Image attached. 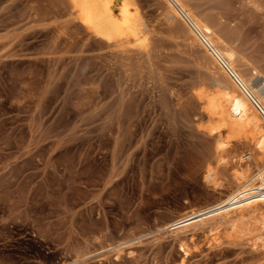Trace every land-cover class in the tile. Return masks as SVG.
Segmentation results:
<instances>
[{
  "label": "rangeland",
  "instance_id": "374dc122",
  "mask_svg": "<svg viewBox=\"0 0 264 264\" xmlns=\"http://www.w3.org/2000/svg\"><path fill=\"white\" fill-rule=\"evenodd\" d=\"M134 1L146 50L97 42L63 0H0V264H264L257 217L212 244L209 222L166 229L264 161L235 140L218 157L193 86L210 88L209 56L164 0ZM184 2L264 94V0Z\"/></svg>",
  "mask_w": 264,
  "mask_h": 264
},
{
  "label": "bare ground",
  "instance_id": "6f19581e",
  "mask_svg": "<svg viewBox=\"0 0 264 264\" xmlns=\"http://www.w3.org/2000/svg\"><path fill=\"white\" fill-rule=\"evenodd\" d=\"M164 1V19L172 23L179 18L185 24L186 34L188 33L191 41L199 44L209 56L207 59L213 69L210 88H205L202 83L193 86L207 117V124L203 128H208L210 124H219L218 127L211 126L208 130L211 134L216 133L215 149L218 157H222L221 153L226 152L230 142L235 140L251 145L253 162L264 161V122L253 103L264 110V94L240 69L238 64L242 60L237 58L236 51L228 45L222 34L214 29V21L208 16L199 17L187 7L184 0H175L176 5H172L168 0ZM63 3L67 5L70 15L77 20L79 28L89 37L96 38L97 42L116 47L135 45L141 50H146L151 30L149 31L134 0H63ZM179 11L188 21L182 18ZM217 58L226 65L233 77ZM249 166L250 163L232 170L230 178L236 188L223 200L190 211L170 223L166 229L173 233L209 222L207 230L212 232L209 238L211 244L219 241L218 223L234 226L244 218L257 217V221L262 225L261 230L264 231V198L250 192L256 175L264 174V167L251 175ZM206 178L211 179L208 171ZM184 244L180 242L179 248L185 256L188 248ZM178 264H186L184 257Z\"/></svg>",
  "mask_w": 264,
  "mask_h": 264
},
{
  "label": "built area",
  "instance_id": "2783aa9c",
  "mask_svg": "<svg viewBox=\"0 0 264 264\" xmlns=\"http://www.w3.org/2000/svg\"><path fill=\"white\" fill-rule=\"evenodd\" d=\"M172 5H176V2H175V0H168ZM180 12V11H179ZM180 14H181V16H182V18H184L185 20H187L186 19V17H185V15L182 13V12H180ZM188 21V20H187ZM189 23V22H188ZM206 45H207V47L211 50V48H210V46L206 43ZM218 59V61L222 64V66L228 71V73L230 74V75H232L231 74V72L229 71V69L226 67V65L222 62V61H220L219 60V58H217ZM232 77H233V75H232ZM254 103V105L258 108V110H259V112H260V117H261V119H262V122H264V110H261L257 105H256V103L255 102H253ZM262 173H264V172H262ZM250 192H251V194H254V195H258V196H261L262 198H264V174H262V175H256V178H255V180H254V182H253V185H252V188H251V190H250Z\"/></svg>",
  "mask_w": 264,
  "mask_h": 264
}]
</instances>
